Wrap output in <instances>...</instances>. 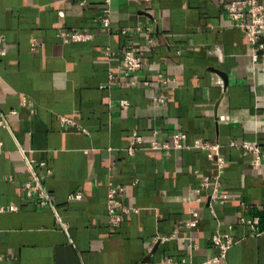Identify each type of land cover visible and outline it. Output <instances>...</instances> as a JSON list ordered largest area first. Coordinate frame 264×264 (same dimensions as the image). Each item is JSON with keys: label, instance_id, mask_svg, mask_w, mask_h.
I'll use <instances>...</instances> for the list:
<instances>
[{"label": "crops", "instance_id": "0c3cea01", "mask_svg": "<svg viewBox=\"0 0 264 264\" xmlns=\"http://www.w3.org/2000/svg\"><path fill=\"white\" fill-rule=\"evenodd\" d=\"M105 4L0 0V264H204L221 254L216 233L233 240L216 264H264V164L234 145L264 154V62L225 0H112L110 27ZM128 49L143 58L137 84H109ZM159 74L172 80L155 106ZM134 131L144 141L130 154ZM178 132L188 147H174ZM154 137L172 148L150 149ZM220 156L223 201L210 204ZM117 185L129 212L113 224Z\"/></svg>", "mask_w": 264, "mask_h": 264}, {"label": "built area", "instance_id": "2783aa9c", "mask_svg": "<svg viewBox=\"0 0 264 264\" xmlns=\"http://www.w3.org/2000/svg\"><path fill=\"white\" fill-rule=\"evenodd\" d=\"M90 0H82V3L85 4ZM112 0H105L106 4L103 8L101 14L97 17V21H100L106 27L111 26V8L110 3ZM225 9L227 11L229 19L232 21V26L241 28L247 36L248 46L250 47V55L256 62H264V0H225ZM152 33V30H150ZM61 36L66 42H75V41H85L91 37V34L84 31H74L71 33L63 32ZM3 39V35H0V42ZM153 38L149 39V42H153ZM37 45V40L33 42V48ZM0 53L5 54L6 49L4 47L0 48ZM108 55H114V52L110 49L106 52ZM143 65V58L135 53L134 50L128 49L123 51V63L122 70L123 75L119 77V75L110 74L109 75V84L119 83L123 81L124 78H129V83L131 85H136L138 82L137 71ZM163 85L161 87L160 93H158L153 98V105L162 106L165 105L169 98V87L168 84L172 80L170 77H164L163 74L158 75ZM221 85H224L222 80L219 81ZM106 85H104L105 87ZM121 105L126 108L129 105L128 100H122ZM220 119L225 120V116H221ZM157 131L155 132V134ZM174 138V147H188L186 145L185 140L187 138L186 134L183 132H178L173 135ZM143 137L137 132H133L131 144L128 148L130 154H134L138 145L143 143ZM199 147L207 148L211 147L208 143L201 142L197 140L195 143ZM234 145H240L243 147L246 154L254 153L255 154V164L259 167H263L264 164V154L261 150L259 143L255 141H243L242 143L234 142ZM148 147L150 149L156 150H169L172 147L168 143H163L154 137ZM217 151V146L212 147ZM225 168V161L220 156L218 157V173L213 177L215 186L214 191L210 194V204L215 201L222 202L219 192L220 178ZM212 179L206 177L201 183V189H206L211 186ZM34 190L38 191L39 197L43 204L49 202V196L46 191L37 185L34 187ZM126 193V188L124 186H112L109 190L108 194V203H109V213L110 219L113 224H117L119 222V210H124L125 212H129V207L124 205L123 201L120 198V195ZM76 197H80V194L75 195ZM199 221V218H195L189 222V225H195ZM244 222L249 223L254 229L257 221L244 219ZM166 238L157 237L156 242H164ZM214 243L220 248L221 254L220 256H216L214 258L209 259L204 264H216L220 262L221 258H224L228 249L232 246L233 240L228 234L216 233L213 237ZM173 262L172 258L161 260L155 264H171Z\"/></svg>", "mask_w": 264, "mask_h": 264}]
</instances>
